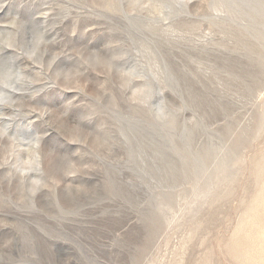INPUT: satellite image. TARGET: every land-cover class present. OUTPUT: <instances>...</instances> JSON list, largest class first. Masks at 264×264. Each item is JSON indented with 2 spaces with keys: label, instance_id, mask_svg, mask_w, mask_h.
Here are the masks:
<instances>
[{
  "label": "rangeland",
  "instance_id": "obj_1",
  "mask_svg": "<svg viewBox=\"0 0 264 264\" xmlns=\"http://www.w3.org/2000/svg\"><path fill=\"white\" fill-rule=\"evenodd\" d=\"M7 77L0 264H264V0H0Z\"/></svg>",
  "mask_w": 264,
  "mask_h": 264
},
{
  "label": "clouds",
  "instance_id": "obj_2",
  "mask_svg": "<svg viewBox=\"0 0 264 264\" xmlns=\"http://www.w3.org/2000/svg\"><path fill=\"white\" fill-rule=\"evenodd\" d=\"M39 43H40V41H37V44H39ZM128 75H130V73H128ZM11 79H12V77H7V78L3 79L2 81H0V86H2L5 89H14L15 86L9 82ZM22 79H23V77L19 76V74H17L16 82L19 83L20 80H22ZM141 91H143V90H141ZM0 104L5 105V106H9V107L11 106L10 98L7 95H5L4 93H0ZM163 104H164V102L162 101L161 106H159L157 109L158 118H166L167 114H166V110H165ZM30 165H31V162H29V165L26 166L25 171L31 170ZM33 184L38 185L39 181L34 180Z\"/></svg>",
  "mask_w": 264,
  "mask_h": 264
}]
</instances>
